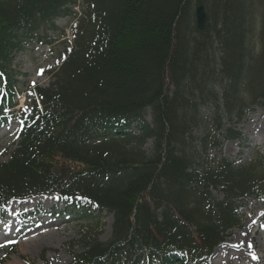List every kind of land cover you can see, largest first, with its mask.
Returning <instances> with one entry per match:
<instances>
[{"label": "trees", "instance_id": "obj_1", "mask_svg": "<svg viewBox=\"0 0 264 264\" xmlns=\"http://www.w3.org/2000/svg\"><path fill=\"white\" fill-rule=\"evenodd\" d=\"M241 1L0 0V115L16 105L15 56L51 44L59 18L75 20L49 84L30 88L17 111L18 141L0 163V211L51 194L82 220L112 214L110 239L86 236L71 264H208L237 224V203L264 198V163L222 158L201 168L192 149L202 107L222 132L220 112L238 121L264 104V11L255 54L256 0L243 12Z\"/></svg>", "mask_w": 264, "mask_h": 264}, {"label": "rangeland", "instance_id": "obj_2", "mask_svg": "<svg viewBox=\"0 0 264 264\" xmlns=\"http://www.w3.org/2000/svg\"><path fill=\"white\" fill-rule=\"evenodd\" d=\"M241 3L244 5L241 6L242 12L251 10L248 5L249 0H242ZM254 6H256L257 13L250 36L251 44L256 48L255 54H258L264 4L256 0ZM212 9V7H208V11L205 9L206 14L210 15V21L213 16ZM74 21L70 17L59 18L57 20L58 30L55 33H49L53 38L51 44L27 47L13 59L17 106L13 109L3 110L2 118L6 120L0 124V163L8 160L18 140L17 133L21 122L16 117L15 111L19 107H24L25 94L30 88L34 86L46 87L49 84L51 72L56 69L57 61L66 47L65 40L71 42V26ZM61 31L64 32V35ZM69 43L67 44L70 46ZM220 55L219 52H216L215 57ZM41 69H43V73L38 74ZM248 101L249 99L245 97L246 105ZM201 114L205 123L192 134L194 138L192 149L199 155L198 161L201 162L199 164L201 168L212 166L224 158L237 166L252 164L256 170H259V163H264V104L263 106L247 107L238 121L234 116L231 117V121H228L229 119L220 112L219 116L226 124L222 132L214 130L211 121L213 114L211 107H202ZM235 122L234 128L237 135L232 139L228 137L227 132ZM207 134L209 135L206 138L208 143L203 150V138ZM150 147L151 143L148 142L144 148L149 150ZM211 195L215 201L221 200L223 198L222 189L212 188ZM37 196L43 197L30 207L23 206L20 204L21 201H12L2 208V214L0 213V264H71L74 256L83 251L84 240H89L86 236L95 237L100 242H107L110 239L113 216L108 211L93 212L91 218L82 220L75 215L61 212L65 209L64 205L57 201L53 195ZM237 204V224L227 230L223 240L213 249L208 264H227L229 255L223 253V250L228 249V244L231 242H236L244 230L249 213L262 211L264 214V198H245ZM14 205H17L16 209H13ZM50 221H55L56 227L46 226V223ZM260 223L264 226V217ZM254 229H257L256 222H254ZM46 231L49 233L41 246L21 247L22 241L34 238L36 234ZM258 233L262 234V240H264V232L259 229ZM253 251L255 254H260L256 248ZM230 252L228 251V253ZM232 261L236 264H246L236 259Z\"/></svg>", "mask_w": 264, "mask_h": 264}, {"label": "bare ground", "instance_id": "obj_3", "mask_svg": "<svg viewBox=\"0 0 264 264\" xmlns=\"http://www.w3.org/2000/svg\"><path fill=\"white\" fill-rule=\"evenodd\" d=\"M41 197H34L26 201H21L25 207H30L31 205H35L36 202L41 199ZM17 205L13 206V209H16ZM264 214L262 211H256L249 213L248 219L245 223L244 230L240 233V236L237 238L236 242H231L229 248L223 250V253L229 255V259L226 261L227 264H236L232 260L236 259L238 261H242L246 264H264V240H262V234L258 233L260 229L261 232H264V226L261 225V221H263ZM55 221L47 222L46 226H55ZM254 222H256L257 229L253 230ZM56 227V226H55ZM253 230V232H252ZM49 231L42 232L36 234L34 238H28L25 241L21 242V247L24 248H34L41 246L44 242V238L48 236ZM249 239V240H248ZM249 241V242H248ZM256 248L257 252L260 254H255L253 249ZM228 251H231L228 253ZM253 253L257 257L253 259Z\"/></svg>", "mask_w": 264, "mask_h": 264}, {"label": "water", "instance_id": "obj_4", "mask_svg": "<svg viewBox=\"0 0 264 264\" xmlns=\"http://www.w3.org/2000/svg\"><path fill=\"white\" fill-rule=\"evenodd\" d=\"M197 20H198V24L201 27L203 22H204V12H203V7L199 6L197 8Z\"/></svg>", "mask_w": 264, "mask_h": 264}, {"label": "snow or ice", "instance_id": "obj_5", "mask_svg": "<svg viewBox=\"0 0 264 264\" xmlns=\"http://www.w3.org/2000/svg\"><path fill=\"white\" fill-rule=\"evenodd\" d=\"M43 73V69H41L40 71H39V73L38 74H42ZM33 83H35V82H33ZM257 257L255 256V254L253 253V259H256Z\"/></svg>", "mask_w": 264, "mask_h": 264}]
</instances>
